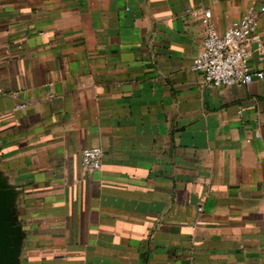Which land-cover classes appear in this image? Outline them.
<instances>
[{"label": "crops", "instance_id": "0c3cea01", "mask_svg": "<svg viewBox=\"0 0 264 264\" xmlns=\"http://www.w3.org/2000/svg\"><path fill=\"white\" fill-rule=\"evenodd\" d=\"M264 0H0V171L21 264H264V78L192 69ZM255 71L264 72L258 53ZM25 104L24 108H18ZM104 151L99 170L81 151Z\"/></svg>", "mask_w": 264, "mask_h": 264}, {"label": "built area", "instance_id": "2783aa9c", "mask_svg": "<svg viewBox=\"0 0 264 264\" xmlns=\"http://www.w3.org/2000/svg\"><path fill=\"white\" fill-rule=\"evenodd\" d=\"M261 12H264V7ZM258 18L251 11L220 33L212 21V12H204L205 42L192 64V69L201 74L204 85L212 88L241 86L264 78L263 71H255L251 66L255 53L261 61L264 60V36L258 32ZM25 106L22 104L18 108ZM103 158L104 151L99 146L86 147L81 151L82 165L86 170H99Z\"/></svg>", "mask_w": 264, "mask_h": 264}, {"label": "water", "instance_id": "95a60500", "mask_svg": "<svg viewBox=\"0 0 264 264\" xmlns=\"http://www.w3.org/2000/svg\"><path fill=\"white\" fill-rule=\"evenodd\" d=\"M18 195L0 171V264H21L26 232L16 208Z\"/></svg>", "mask_w": 264, "mask_h": 264}]
</instances>
